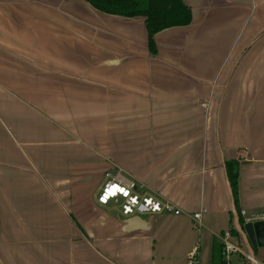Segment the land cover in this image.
<instances>
[{"label": "crops", "instance_id": "obj_1", "mask_svg": "<svg viewBox=\"0 0 264 264\" xmlns=\"http://www.w3.org/2000/svg\"><path fill=\"white\" fill-rule=\"evenodd\" d=\"M184 2L191 22L152 54L144 17L0 0L2 264H185L195 246L210 264L227 160L240 210L264 221V0ZM107 174L182 214L100 204Z\"/></svg>", "mask_w": 264, "mask_h": 264}, {"label": "built area", "instance_id": "obj_2", "mask_svg": "<svg viewBox=\"0 0 264 264\" xmlns=\"http://www.w3.org/2000/svg\"><path fill=\"white\" fill-rule=\"evenodd\" d=\"M139 188L140 185L133 179H126L121 175L111 177L109 174L98 195V202L102 205L117 203L121 213L125 216L182 214V211L169 200L154 194L141 193ZM241 214L245 220L244 224L257 220L246 217L244 210H241ZM201 215L200 211L196 212L193 217L197 220ZM261 219L264 218L261 217ZM197 222L200 223V221ZM214 240L221 245L220 264H264V260L249 253L242 239L234 235L230 229L219 233ZM185 264H200L198 246L190 252ZM210 264H214V260L211 259Z\"/></svg>", "mask_w": 264, "mask_h": 264}, {"label": "trees", "instance_id": "obj_3", "mask_svg": "<svg viewBox=\"0 0 264 264\" xmlns=\"http://www.w3.org/2000/svg\"><path fill=\"white\" fill-rule=\"evenodd\" d=\"M96 9L112 15L125 17H144L148 31V46L152 54L157 51L154 36L164 29L188 25L192 19V10L184 0H86ZM238 163L239 160L225 161L229 187L231 188L235 208L241 224L245 220L238 204ZM231 232L239 235L234 225V214L231 212ZM241 238V237H240ZM221 245L213 243L212 260L220 264ZM0 264L1 261H0Z\"/></svg>", "mask_w": 264, "mask_h": 264}, {"label": "water", "instance_id": "obj_4", "mask_svg": "<svg viewBox=\"0 0 264 264\" xmlns=\"http://www.w3.org/2000/svg\"><path fill=\"white\" fill-rule=\"evenodd\" d=\"M231 195L232 212L234 214V225L238 231L243 244L250 254L255 255V250L259 247H264V221L248 222L241 224L239 215L235 208V202L231 188L229 187Z\"/></svg>", "mask_w": 264, "mask_h": 264}, {"label": "rangeland", "instance_id": "obj_5", "mask_svg": "<svg viewBox=\"0 0 264 264\" xmlns=\"http://www.w3.org/2000/svg\"><path fill=\"white\" fill-rule=\"evenodd\" d=\"M108 175H109V174L106 175V178H107ZM243 247H244V245H243ZM244 248H245V247H244ZM202 264H208V260H206V261H205V260H202Z\"/></svg>", "mask_w": 264, "mask_h": 264}]
</instances>
